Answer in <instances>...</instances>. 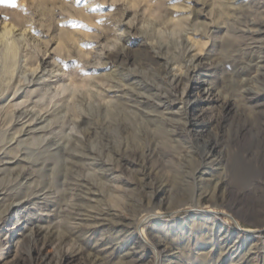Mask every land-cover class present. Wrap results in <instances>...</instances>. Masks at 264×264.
<instances>
[{"label":"rangeland","instance_id":"obj_1","mask_svg":"<svg viewBox=\"0 0 264 264\" xmlns=\"http://www.w3.org/2000/svg\"><path fill=\"white\" fill-rule=\"evenodd\" d=\"M15 2L0 264H264V0Z\"/></svg>","mask_w":264,"mask_h":264},{"label":"bare ground","instance_id":"obj_2","mask_svg":"<svg viewBox=\"0 0 264 264\" xmlns=\"http://www.w3.org/2000/svg\"><path fill=\"white\" fill-rule=\"evenodd\" d=\"M1 30L2 32L0 33V42L2 43V45L5 47V54H4V59H5V66L2 67L4 68V70H6V66L8 65L9 61L13 60L12 58L15 57V50H16V45L19 43V42H22V43H26L27 41V38L25 36V34L23 32H18V30L16 29V27L9 23V22H4L2 24V27H1ZM4 65V64H3ZM12 67V66H11ZM3 71V70H2ZM5 73V72H4ZM191 73V70H189L187 68L186 72H184L183 74H180V76L182 75V77H186L188 76L189 74ZM37 74H38V70H36L34 72V75L32 77H37ZM14 87V86H13ZM16 87V86H15ZM13 88V94H12V97H14L17 93H18V89L17 88ZM9 97V94H5L4 95V109H7V106L9 105V102L7 101V98ZM188 126H197L196 123H189L187 124ZM12 140V139H11ZM198 142V141H197ZM14 143V142H13ZM198 144V147H199V150L201 151V155L203 158H207L209 153L214 151V148L207 142V141H204L202 144ZM19 205V203H11L9 204L8 206V210L10 209H14V208H17V206ZM11 211V210H10ZM158 216L157 213H154V214H147V215H143L137 222L138 226H142V225H145L146 223H148L152 218H156ZM141 232V231H140ZM144 233L143 231L138 235V239H139V242L141 245H144L146 240L144 238ZM29 239L31 240V236L29 235ZM160 256V254H159Z\"/></svg>","mask_w":264,"mask_h":264},{"label":"clouds","instance_id":"obj_3","mask_svg":"<svg viewBox=\"0 0 264 264\" xmlns=\"http://www.w3.org/2000/svg\"><path fill=\"white\" fill-rule=\"evenodd\" d=\"M118 3H123L128 7V10L136 13L140 7L147 3V0H116ZM135 19L132 21L131 26L135 27ZM168 22L157 12H149L145 14V18L141 22L139 29L142 37L149 38L154 37L161 42H166L167 39H176L170 30ZM119 47V42H116L113 51Z\"/></svg>","mask_w":264,"mask_h":264},{"label":"snow or ice","instance_id":"obj_4","mask_svg":"<svg viewBox=\"0 0 264 264\" xmlns=\"http://www.w3.org/2000/svg\"><path fill=\"white\" fill-rule=\"evenodd\" d=\"M0 5H4L9 8H15L16 2L15 0H0Z\"/></svg>","mask_w":264,"mask_h":264}]
</instances>
